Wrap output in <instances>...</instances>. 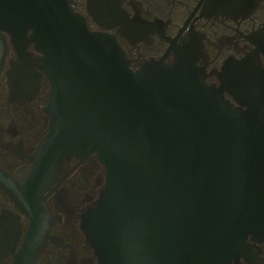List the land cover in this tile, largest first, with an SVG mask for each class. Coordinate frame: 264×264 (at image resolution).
I'll return each mask as SVG.
<instances>
[{"label": "water", "instance_id": "1", "mask_svg": "<svg viewBox=\"0 0 264 264\" xmlns=\"http://www.w3.org/2000/svg\"><path fill=\"white\" fill-rule=\"evenodd\" d=\"M53 78L41 174L93 152L104 169L88 209L100 264H229L264 232V88L233 106L171 43L128 66L112 34L69 0H7ZM4 2V0H3ZM54 101V102H53Z\"/></svg>", "mask_w": 264, "mask_h": 264}, {"label": "flooded vegetation", "instance_id": "2", "mask_svg": "<svg viewBox=\"0 0 264 264\" xmlns=\"http://www.w3.org/2000/svg\"><path fill=\"white\" fill-rule=\"evenodd\" d=\"M69 3L88 29L115 37L130 68L176 43L204 83L221 86L225 72L222 95L233 106L240 90L254 98L264 88V0ZM4 6L8 1L0 0V264H100L87 212L104 169L90 152L41 174L37 147L53 114L54 79L33 65L41 52L31 29L6 18ZM244 240L243 255L229 264H264V232Z\"/></svg>", "mask_w": 264, "mask_h": 264}]
</instances>
